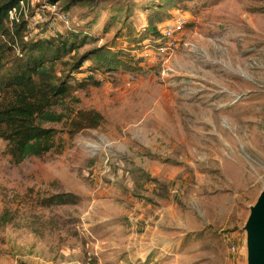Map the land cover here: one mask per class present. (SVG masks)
Instances as JSON below:
<instances>
[{"label":"rangeland","instance_id":"374dc122","mask_svg":"<svg viewBox=\"0 0 264 264\" xmlns=\"http://www.w3.org/2000/svg\"><path fill=\"white\" fill-rule=\"evenodd\" d=\"M48 2L33 0L41 23L22 41L80 23L95 40L79 52L112 46L132 60L73 72L66 106L102 121L61 131L62 149L14 165L0 140V264H246L243 225L264 187V0H177L162 23H187L157 62L124 34L126 0L55 1L68 28L49 21ZM147 14L136 11V30ZM61 192L75 203L45 204Z\"/></svg>","mask_w":264,"mask_h":264},{"label":"trees","instance_id":"16d2710c","mask_svg":"<svg viewBox=\"0 0 264 264\" xmlns=\"http://www.w3.org/2000/svg\"><path fill=\"white\" fill-rule=\"evenodd\" d=\"M19 1L0 0V140L5 142V152L14 165L29 156H42L49 151L62 149L61 131L72 135L83 128L100 124L102 116L99 112L74 110L65 103L72 93L73 84L69 81L74 73L80 72L83 62H91V71L109 72L128 67L127 63L132 60L124 59L126 54L112 50V46H94L79 52V48L88 41L95 40L87 32H79L77 28L83 27H80V23L49 38L22 41L28 28L26 20L21 16L18 22L11 23L8 19L9 10ZM80 1L70 0V4ZM176 4L177 0H143L140 3L126 0L125 7H122V28H126L124 34L129 39L131 34H135L136 38L132 41L141 48L144 42L154 43L160 37V25L165 20L166 8ZM139 10L148 11V14L145 24L136 30L133 18ZM110 25L108 23L104 27L109 28ZM17 45L19 55L14 53ZM66 56L69 58L63 60ZM138 59L141 58H137L136 62ZM58 62L62 66L60 75L55 70ZM86 77L93 84L98 83L92 76ZM58 106L64 107V110L56 111L54 108ZM45 122L61 123L65 128L46 127L43 126ZM44 201L48 205L75 203V196L61 192L48 196ZM93 264H96V259Z\"/></svg>","mask_w":264,"mask_h":264},{"label":"built area","instance_id":"2783aa9c","mask_svg":"<svg viewBox=\"0 0 264 264\" xmlns=\"http://www.w3.org/2000/svg\"><path fill=\"white\" fill-rule=\"evenodd\" d=\"M33 6V0H20L19 4L13 7L8 12V19L12 22H18L22 16L26 20L28 28H33L37 24L41 23V19L35 14L29 13V8ZM47 9L50 10L52 17L49 21L57 20L62 23V26L68 28L70 25V19L67 12H62L57 7V2H48ZM187 19L178 15L174 19L168 20L160 25V37L155 40V46L149 48V45H145L144 56L148 57L152 62H157L165 56H169L179 45L180 36L183 32ZM52 24H56L52 22ZM230 250L232 253L236 251V246L231 244Z\"/></svg>","mask_w":264,"mask_h":264},{"label":"water","instance_id":"95a60500","mask_svg":"<svg viewBox=\"0 0 264 264\" xmlns=\"http://www.w3.org/2000/svg\"><path fill=\"white\" fill-rule=\"evenodd\" d=\"M246 264H264V187L243 225Z\"/></svg>","mask_w":264,"mask_h":264},{"label":"crops","instance_id":"0c3cea01","mask_svg":"<svg viewBox=\"0 0 264 264\" xmlns=\"http://www.w3.org/2000/svg\"><path fill=\"white\" fill-rule=\"evenodd\" d=\"M158 223H156V228H155V231H156V235H157V229H158V225H157ZM145 252H147V251H145ZM152 263V262H151ZM151 263H149V264H151ZM153 264V263H152Z\"/></svg>","mask_w":264,"mask_h":264}]
</instances>
